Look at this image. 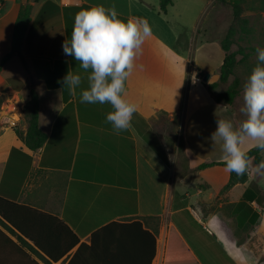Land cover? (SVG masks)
<instances>
[{"label": "crops", "instance_id": "crops-1", "mask_svg": "<svg viewBox=\"0 0 264 264\" xmlns=\"http://www.w3.org/2000/svg\"><path fill=\"white\" fill-rule=\"evenodd\" d=\"M176 1L163 13L160 0H2L0 84L24 103L10 81L24 71L26 86L38 94L39 126L48 139L29 151L23 113L15 128L0 122V195L59 218L78 236L80 244L53 264H69L81 245H91L93 235L110 224L135 221L156 236L152 264H165L171 228L199 264H264V207L256 201L239 207L252 182L264 191V171L256 172L252 160L248 182L224 192L230 180L225 166L199 169L222 162V142L210 139L217 119L240 124L232 106L218 103L207 89L219 82L226 57L216 33L220 24L210 17L215 0H180L179 6ZM26 4L32 6L31 21L21 52L3 65ZM96 4L115 6L121 18L147 20L152 31L126 81L137 112L131 127L118 134L106 122L111 105L80 102L88 73L62 50L75 14ZM68 71L82 78L75 95L60 83ZM177 118L183 121L186 155L180 166L173 164L166 142V128L176 126ZM253 143L246 141L248 151ZM247 207L260 214L253 228ZM123 262L137 264L131 257Z\"/></svg>", "mask_w": 264, "mask_h": 264}, {"label": "trees", "instance_id": "trees-1", "mask_svg": "<svg viewBox=\"0 0 264 264\" xmlns=\"http://www.w3.org/2000/svg\"><path fill=\"white\" fill-rule=\"evenodd\" d=\"M242 2L239 0L235 3L234 23L222 40L226 57L221 68L220 80L213 84H207V89L215 100L229 106H233L239 96V80L236 79L225 91H219V87L229 82L239 64L237 60L239 52L231 51L237 42V37L249 33V22L243 17ZM173 4L174 0H160L161 12L167 13ZM31 11L30 4L22 7L15 27L13 50L4 59L3 65L12 57L20 54L31 21ZM20 74V78H10V81L14 89L21 92L24 100L23 110L28 120V131L24 143L29 151H37L44 146L48 136L39 126L40 101L38 94L26 86L24 71H21ZM248 154L255 164H259L263 160L262 152L255 148L249 150ZM215 165L224 166V163L203 164L199 169ZM249 171L250 167L243 176L231 173L229 183L223 191H228L237 184L247 183ZM254 201L264 207V191L256 182H252L247 188L244 201L239 207ZM247 208L249 211L246 213L253 216L250 222L253 228L260 214L252 213L251 208ZM6 231L17 237L20 244L14 242L5 233ZM79 244L78 236L59 218L0 195V264H41L33 255L39 257L43 264L57 263L68 256ZM156 244V236L146 229L141 221L112 223L93 235L91 245H81L69 264H123V261L129 257L135 258L137 264H152L156 255ZM46 256L49 260L46 259ZM227 259L230 261L229 258ZM165 264H199L175 228H171L169 233Z\"/></svg>", "mask_w": 264, "mask_h": 264}, {"label": "clouds", "instance_id": "clouds-1", "mask_svg": "<svg viewBox=\"0 0 264 264\" xmlns=\"http://www.w3.org/2000/svg\"><path fill=\"white\" fill-rule=\"evenodd\" d=\"M151 35L147 20L121 18L115 6L96 4L75 14L71 38L62 43L63 54L79 62V67L88 73L87 87L81 88V75L71 71L60 81L62 87L71 95L81 88L82 104L111 105L106 122L117 134L131 127L137 112V104L128 98L126 81ZM255 54L256 64L243 84L240 112L245 119L238 127L231 120L217 119L210 137L212 142H222L225 171L237 176H243L252 164L246 141H253L252 147L264 152V47L258 46ZM255 170L264 171V160Z\"/></svg>", "mask_w": 264, "mask_h": 264}, {"label": "rangeland", "instance_id": "rangeland-1", "mask_svg": "<svg viewBox=\"0 0 264 264\" xmlns=\"http://www.w3.org/2000/svg\"><path fill=\"white\" fill-rule=\"evenodd\" d=\"M179 1L177 0V6H179ZM239 0H215V5L212 7L210 12V17H213L217 23L220 24L219 28L216 30V33L224 39L229 28L234 23V5ZM243 8V17L248 20V34H241L237 37L236 44L232 47V52H239L237 55V60L239 64L236 67L235 73L231 76L228 83L222 84L219 87V91L227 90L236 79L239 80V96L235 101V104L232 106V112L236 120L240 123L245 119L244 115L240 112V108L243 104V84L248 78V75L252 71V68L256 64V54L255 49L260 46L264 47V0H242ZM220 11V14L218 13ZM208 24H204L201 27L207 29ZM214 28V25H212ZM191 34L195 32L192 29ZM203 32V31H201ZM209 35V34H208ZM203 78V77H202ZM210 82V80H209ZM9 100L13 101L16 105L19 102V98L16 97V94L11 89H6L3 85L0 84V102L1 109L0 112L4 109L7 110V103ZM21 104V103H18ZM22 113L25 116L23 110L24 103L22 101ZM4 111V110H3ZM3 115H7L5 112ZM26 117V116H25ZM177 125L173 127L166 128V131L171 134L167 138V146L171 160L175 166H180L181 160L185 159V144L183 138V121L177 118Z\"/></svg>", "mask_w": 264, "mask_h": 264}, {"label": "built area", "instance_id": "built-area-1", "mask_svg": "<svg viewBox=\"0 0 264 264\" xmlns=\"http://www.w3.org/2000/svg\"><path fill=\"white\" fill-rule=\"evenodd\" d=\"M2 5V0H0V6ZM20 102H17L15 105L13 102L10 105L9 112L7 115H3L2 111L0 112V122L3 123L6 127L15 128L18 126L20 119L22 117V109ZM7 107L9 105L7 104Z\"/></svg>", "mask_w": 264, "mask_h": 264}, {"label": "water", "instance_id": "water-1", "mask_svg": "<svg viewBox=\"0 0 264 264\" xmlns=\"http://www.w3.org/2000/svg\"><path fill=\"white\" fill-rule=\"evenodd\" d=\"M210 80V74H206L205 78H204V81L205 82H209Z\"/></svg>", "mask_w": 264, "mask_h": 264}]
</instances>
